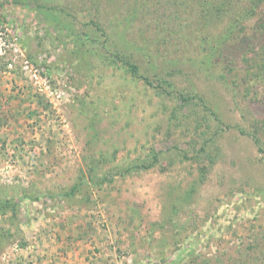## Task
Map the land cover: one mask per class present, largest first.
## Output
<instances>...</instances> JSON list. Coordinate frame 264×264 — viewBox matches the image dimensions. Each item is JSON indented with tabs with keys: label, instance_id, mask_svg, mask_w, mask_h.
Wrapping results in <instances>:
<instances>
[{
	"label": "rangeland",
	"instance_id": "1",
	"mask_svg": "<svg viewBox=\"0 0 264 264\" xmlns=\"http://www.w3.org/2000/svg\"><path fill=\"white\" fill-rule=\"evenodd\" d=\"M0 264H264V0H0Z\"/></svg>",
	"mask_w": 264,
	"mask_h": 264
},
{
	"label": "trees",
	"instance_id": "2",
	"mask_svg": "<svg viewBox=\"0 0 264 264\" xmlns=\"http://www.w3.org/2000/svg\"><path fill=\"white\" fill-rule=\"evenodd\" d=\"M126 66H127V69L129 70V72L132 75H137L138 74L137 65L127 62ZM145 81L148 82L147 79H145ZM255 141L258 143L257 139H255ZM111 180H112V175H109V177H104L100 182H102V181H108L109 182ZM74 190H75V188L73 187V189L71 190V193H73Z\"/></svg>",
	"mask_w": 264,
	"mask_h": 264
}]
</instances>
